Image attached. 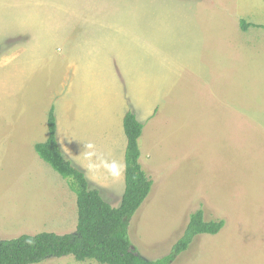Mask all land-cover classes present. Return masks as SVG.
<instances>
[{
    "label": "rangeland",
    "instance_id": "rangeland-1",
    "mask_svg": "<svg viewBox=\"0 0 264 264\" xmlns=\"http://www.w3.org/2000/svg\"><path fill=\"white\" fill-rule=\"evenodd\" d=\"M5 94L18 115L2 110L15 102ZM53 104L64 150L93 143L109 163L125 164L126 112L143 123L153 187L129 220L136 254L171 253L202 209L225 227L195 237L172 264H264V0H0L2 240L76 232L77 194L34 146L48 137ZM85 163L73 164L119 207L125 172L87 173Z\"/></svg>",
    "mask_w": 264,
    "mask_h": 264
},
{
    "label": "trees",
    "instance_id": "trees-1",
    "mask_svg": "<svg viewBox=\"0 0 264 264\" xmlns=\"http://www.w3.org/2000/svg\"><path fill=\"white\" fill-rule=\"evenodd\" d=\"M240 26L247 30L251 23L241 19ZM49 136L37 143L35 150L63 177L77 194L78 224L75 233L42 232L24 234L17 238L0 239V264H37L50 257L73 255L78 261L93 259L101 264H172L176 256L189 249L195 237L216 235L225 227L224 220L207 221L202 209L190 215L183 235L176 241L171 253L149 260L131 249L129 220L134 216L153 187V180L140 161L139 139L144 125L134 111L124 115L123 128L127 137L125 151V191L119 207L107 202L100 190L91 188L83 170L68 159L57 136L56 107L48 111Z\"/></svg>",
    "mask_w": 264,
    "mask_h": 264
},
{
    "label": "clouds",
    "instance_id": "clouds-1",
    "mask_svg": "<svg viewBox=\"0 0 264 264\" xmlns=\"http://www.w3.org/2000/svg\"><path fill=\"white\" fill-rule=\"evenodd\" d=\"M97 159H100L99 163L96 162ZM83 160L87 162L83 167L93 174H97L103 169L113 178L119 179L126 170V165L123 162L112 161L109 163L107 160L100 158V154L96 151L93 143L85 144Z\"/></svg>",
    "mask_w": 264,
    "mask_h": 264
},
{
    "label": "crops",
    "instance_id": "crops-1",
    "mask_svg": "<svg viewBox=\"0 0 264 264\" xmlns=\"http://www.w3.org/2000/svg\"><path fill=\"white\" fill-rule=\"evenodd\" d=\"M8 83H11L10 81H8ZM5 96V99L6 100H14L15 102H7V103H4L3 104V106H2V110H6L7 108H11L12 109V111H14V110H16V115H18L19 113H18V110H19V108L17 107V103H16V100L13 98V95H11V94H5L4 95ZM57 115H58V120H57V122H58V125H59V121H60V116H59V114L57 113ZM1 116H5V114H1ZM2 117V118H3ZM9 121H11V123H9V122H7L8 124H12V125H15V124H13V123H17L18 124V120L17 121H14L13 120V117H11V119L9 120ZM47 121H48V118H47ZM12 125H9V127L10 126H12ZM58 128L60 129V127L58 126ZM69 129H71V132L73 133V135L75 136V138H76V134H74L75 132H77V130L75 129V127H74V125H70L69 126ZM10 129H8V131H9ZM0 135L3 137V131H1V129H0ZM48 136H49V130H48ZM48 138V137H47ZM47 138H46V140H47ZM46 140H44V141H42V142H45ZM77 141H78V139H77ZM4 142V140H0V144H2ZM37 143H41V142H37ZM36 143V144H37ZM59 143H60V145H61V148H62V150H63V153H64V155L68 158V159H70L74 164H75V162H86V161H84L83 160V158H81L82 157V155H83V153L82 154H79V152H76L75 150L73 151V152H69V153H67L65 150H64V147H63V141H62V138L60 139L59 138ZM67 143L68 144H70L69 143V141L67 140ZM35 144V145H36ZM34 145V146H35ZM80 152H83V151H81L80 150ZM43 160V159H42ZM76 165V164H75ZM77 167V166H76ZM86 170V169H85ZM87 171V170H86ZM87 173H88V171H87ZM89 175V174H88Z\"/></svg>",
    "mask_w": 264,
    "mask_h": 264
}]
</instances>
